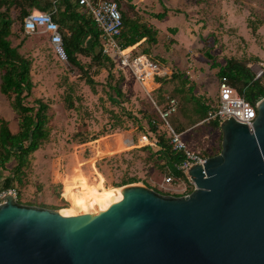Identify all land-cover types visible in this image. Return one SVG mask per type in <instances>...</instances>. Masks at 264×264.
Wrapping results in <instances>:
<instances>
[{"label": "rangeland", "instance_id": "rangeland-1", "mask_svg": "<svg viewBox=\"0 0 264 264\" xmlns=\"http://www.w3.org/2000/svg\"><path fill=\"white\" fill-rule=\"evenodd\" d=\"M118 1L128 17L139 16L158 30L156 44H135L129 51L131 62L145 55L157 65L152 79L155 87L147 91L130 68L121 69L115 64L110 82L120 83L121 99L107 83L105 68H88V74L96 81L90 87L79 68L55 59L44 33L25 34L20 23H14L10 40L15 46L25 38L19 51L31 59L33 96L50 105L49 137L32 153L20 185L25 203L51 209L85 206L103 190L120 187L113 184L130 177L155 187L166 173L159 166L164 160L143 148L151 145L156 149L157 136L151 132L147 116L159 118L157 108L165 107L167 96L178 102L168 122L174 129L186 127L180 138L187 147L207 156L217 154L221 131L206 120L195 123L199 112L190 98L192 94L209 102L216 96L218 68L211 67L212 61L204 56L206 50L218 63L233 57L246 62L254 73L262 69L264 83V0ZM164 8V18L151 16ZM10 13L16 19L17 10L11 9ZM147 47L150 53L144 54ZM80 59L86 66L90 61L83 56ZM173 73L181 77L171 78ZM155 77L166 80L159 83ZM185 78L187 81L183 82ZM190 86L192 93L188 91ZM67 94L72 107L65 102ZM0 117L16 131L17 116L10 99L1 92ZM162 122L156 126L157 133L164 132ZM65 185L70 191L67 196Z\"/></svg>", "mask_w": 264, "mask_h": 264}, {"label": "water", "instance_id": "water-1", "mask_svg": "<svg viewBox=\"0 0 264 264\" xmlns=\"http://www.w3.org/2000/svg\"><path fill=\"white\" fill-rule=\"evenodd\" d=\"M256 110L251 128L219 123L221 149L188 167L186 195L134 182L63 210L5 195L0 264H264V97Z\"/></svg>", "mask_w": 264, "mask_h": 264}, {"label": "trees", "instance_id": "trees-1", "mask_svg": "<svg viewBox=\"0 0 264 264\" xmlns=\"http://www.w3.org/2000/svg\"><path fill=\"white\" fill-rule=\"evenodd\" d=\"M53 1L0 0V92L10 99V106L17 116V128L15 132L10 129L9 122L0 117V181H3V188L15 185L19 191L18 202L30 205L33 204L23 201V192L20 185L23 184L32 153L49 137L50 130L48 123L50 117L48 111L50 105L43 98L33 96L32 89L34 84L31 77V59L19 51L20 44H22L25 38H22L19 44L15 46L12 45L10 40V36L15 32L13 30L15 21L17 20L22 28L24 18L32 10L36 9L51 14L53 20L58 23L62 33L67 62L79 68L85 78V82L90 87H93L96 81L88 74V68L93 65L97 69L105 68L108 72L107 78L109 82L107 83H109L110 88L114 91L115 96L119 99L123 96L120 83L115 81L114 84H111L110 82L114 76L112 68L117 63L111 57L101 53L100 30L96 26L91 14L83 6L79 5L76 0H57L55 3ZM115 1L122 16V28L118 42L122 48H126L125 52H129L135 44L138 47L143 44L149 46L156 44L158 41V30L156 27L146 23L139 16L128 17L122 10L119 1ZM11 9L17 10L18 15L16 19L11 16ZM166 13L167 8H164L162 12L154 13L151 16L162 19ZM175 30L174 28L170 29L172 32H175ZM170 42L173 43L174 41L170 40ZM51 52L55 59L61 62L56 58L52 49ZM143 53L149 54L150 48H144ZM80 56L89 58L90 61L87 66L81 61ZM204 56L212 61L211 67L218 68V79L223 76L227 77L229 83L247 101L255 103L264 97L262 76L256 77L254 71L246 62L228 57L225 58L223 63H218L208 50L204 52ZM178 77H181V74L177 75L173 73L171 76V78ZM122 78H119V80ZM165 80L166 78L155 77V81L159 83L165 82ZM186 81V78L183 79V82ZM188 91L192 93L193 87L190 86ZM190 98L194 100L198 107L199 116L194 117L195 123L200 120L205 121L213 100L204 102L201 101V98L192 94ZM64 99L68 107L73 106L69 94ZM111 100L117 102L112 97ZM157 114L159 118L146 115L151 132L157 136L154 139L156 149L151 145L144 146L143 148L150 149L160 159L164 160L162 164H159L160 169L164 170V173L168 174L170 171L186 180L185 174L175 170L173 167L174 164H179L182 161L183 154L182 152L173 150L170 144V131L160 118L158 111ZM206 121L210 122L213 127H219L217 119ZM160 122L164 126V132L157 133L156 126ZM177 126L180 127V124L178 123ZM172 129L180 134L186 130V127L183 129H174L172 127ZM146 137L148 136L146 135ZM137 181L136 177H130L121 183L113 185L122 186Z\"/></svg>", "mask_w": 264, "mask_h": 264}, {"label": "built area", "instance_id": "built-area-1", "mask_svg": "<svg viewBox=\"0 0 264 264\" xmlns=\"http://www.w3.org/2000/svg\"><path fill=\"white\" fill-rule=\"evenodd\" d=\"M56 1L57 0H54L53 3ZM76 1L91 14L96 26L100 30L102 43L101 53L114 59L119 68H130L137 79L143 80L145 76L143 68L145 65L141 61V58L146 56L141 55L131 62L130 52H125V49L122 48L118 42V37L122 28V16L117 2L115 0ZM22 28L25 34H34L37 32L44 33L47 36L49 45L56 58L61 62H67V54L63 45V36L58 23L53 20L51 14L36 9L32 10L24 18ZM145 63L149 68L155 70L153 74L155 75L158 70L157 65L147 57ZM262 74L263 70L259 69L255 73V76L260 77ZM212 100L213 102L210 104V109L207 112L205 120L217 119L220 123L224 119L232 117L236 121L244 123L250 128L252 127V123L257 115V101L255 103L247 101L244 96L240 95L229 83L227 77L223 76L217 80V93ZM177 106V100L169 96L167 97L165 107L161 109L157 108V111L170 131V144L173 150L182 152L183 154L182 161L179 164H174L173 167L175 170L183 172L186 176V180L169 171V173L165 174L161 178V181L153 187L160 193L175 196L186 195L195 187L194 181L187 174L188 167L194 164L203 165L207 158V156L200 152L190 150L180 138L181 133H176L168 123L169 116L176 112ZM7 194L12 195L13 199L18 201L19 191L15 185L0 190V203L3 201L1 198Z\"/></svg>", "mask_w": 264, "mask_h": 264}, {"label": "bare ground", "instance_id": "bare-ground-1", "mask_svg": "<svg viewBox=\"0 0 264 264\" xmlns=\"http://www.w3.org/2000/svg\"><path fill=\"white\" fill-rule=\"evenodd\" d=\"M145 59H146V57L141 58V61H142L143 64L145 65L144 68H143V70H144V72H145V76L143 77V80H142V85H143V86H144L143 83H144L147 79H149V77L151 78V77L153 76L154 72H155L154 69L149 68V67L146 65V63H145ZM120 188H121V186H120V187H117V188H111V189H120ZM109 190H110V189H108V190L102 192V194H100L99 197H101L102 195L106 194ZM99 197H98V198H99ZM98 198H97L95 201L91 202V203L96 202V201L98 200ZM91 203H89V204H87V205H85V206H75V207H68V208H67V207H63V208H61L60 210H63V209H83V208L89 206Z\"/></svg>", "mask_w": 264, "mask_h": 264}, {"label": "crops", "instance_id": "crops-1", "mask_svg": "<svg viewBox=\"0 0 264 264\" xmlns=\"http://www.w3.org/2000/svg\"><path fill=\"white\" fill-rule=\"evenodd\" d=\"M155 87V83L152 81V77L150 78L149 77V79H147L146 81H145V83H144V88L147 90V91H149V90H151V89H153ZM99 184H100V186H101V184H103V180H102V183H100L99 182ZM98 184V185H99ZM99 186V187H100ZM147 186H149V187H152V185H147ZM100 188H102V187H100ZM110 188H112V187H110ZM110 188H107V189H110ZM69 188L67 187V185H65V189H64V194H65V196H67L69 193H70V191L68 190ZM106 190V189H105ZM105 190H103V191H105ZM100 194V193H99ZM44 207V206H43Z\"/></svg>", "mask_w": 264, "mask_h": 264}]
</instances>
